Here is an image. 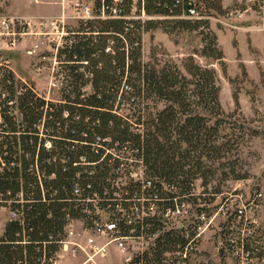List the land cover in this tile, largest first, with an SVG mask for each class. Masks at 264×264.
I'll return each mask as SVG.
<instances>
[{"label": "trees", "instance_id": "trees-1", "mask_svg": "<svg viewBox=\"0 0 264 264\" xmlns=\"http://www.w3.org/2000/svg\"><path fill=\"white\" fill-rule=\"evenodd\" d=\"M112 3L96 0L95 11L104 5L112 14ZM132 5L133 0H122L118 17L68 26L57 53L63 73L58 100L46 102L26 89L16 99L21 127L3 104L0 201L10 202L19 217L9 218L0 234V264H52L67 217L83 214L73 189L78 185L83 196L95 192L105 203L112 195L110 171L120 164L122 153L142 158L151 181L150 188L130 184V197L145 195L163 210L186 198L196 202L201 195L192 193L194 180L201 178L206 186L213 175L210 169L201 170L205 160H219L230 150L235 138L224 131L229 123L215 68L200 65L191 54L183 63L187 76L171 57L158 59L153 51L151 60L142 58L143 32L160 27L168 33L198 30L200 54L221 60L209 18L184 14L195 7L206 15L213 14L210 10L223 15L228 8L222 0H138L132 15ZM141 10L145 17L139 16ZM6 77L12 81V72ZM5 85L12 95V82ZM234 100L238 106L236 95ZM208 194L212 197L203 202L213 200ZM203 209L198 206V213ZM138 222L145 234L159 231L155 245L136 258L140 264L163 263L166 252L185 243L181 230H160L162 215Z\"/></svg>", "mask_w": 264, "mask_h": 264}, {"label": "rangeland", "instance_id": "rangeland-1", "mask_svg": "<svg viewBox=\"0 0 264 264\" xmlns=\"http://www.w3.org/2000/svg\"><path fill=\"white\" fill-rule=\"evenodd\" d=\"M5 2L7 3V0ZM11 3L12 12L38 10L37 4L30 0H11ZM222 5L228 8V12L240 7L241 2L222 0ZM1 9L11 13L8 6ZM137 9L138 0H134L131 14L135 15ZM210 11L213 14L209 18V29L216 34L217 45L223 52L221 60L200 54L203 40L198 30L182 29L168 33L160 27L143 32L142 58L144 61L151 60L153 51L158 59L171 57L188 76L183 63L186 57L193 54L197 63L216 70L220 87L219 100L227 114L224 118L229 123L224 131L235 139L225 156L216 161L205 160L206 164L201 170L210 169L209 173L213 172V175L206 186L201 184V178L194 180L195 191L201 196L196 202L192 201L194 209L191 212L194 213L196 207L200 206L209 214L208 226L200 237L197 262L204 264L203 260H207L211 264H232V258L220 249L225 232V210L232 211L235 206L254 199L256 206L253 207L252 213L257 217L258 231L264 237V29L254 28L258 23L254 18L256 14L247 13L242 19L231 15L228 21L233 23L232 27L216 20L227 12L219 15L214 10ZM41 17L46 20L52 19L53 16ZM28 18L36 19L37 16ZM68 24L71 28H76L78 21L70 19ZM45 29L49 32L40 35L41 37L34 34L24 35L11 52V59L20 72L26 74L25 68L28 67L33 73H37L34 82L38 90L57 99L60 96L61 83L58 82V86L54 79L50 81L49 75L52 65L50 54L53 44L57 41V34L49 25ZM35 43H38V46H35ZM30 50L32 52L29 53ZM42 56H45L42 60L44 68L36 71L34 65ZM57 77H60V74ZM234 95L238 98V106L235 104ZM205 188L207 194L202 195ZM210 192L214 198L204 204L202 198L207 197ZM256 193H260V196H255ZM5 214L8 215L7 212ZM1 216H4L2 212ZM164 220L166 229L178 228L182 223H186L181 214L175 218L165 217ZM84 258L82 254L70 257L62 251L58 256L60 264L70 259L78 263ZM121 259L122 253L114 245L110 246L106 256L97 255L94 258L96 264H120Z\"/></svg>", "mask_w": 264, "mask_h": 264}, {"label": "built area", "instance_id": "built-area-1", "mask_svg": "<svg viewBox=\"0 0 264 264\" xmlns=\"http://www.w3.org/2000/svg\"><path fill=\"white\" fill-rule=\"evenodd\" d=\"M95 2L96 0H61V10L58 15L46 20L42 17L33 19L12 15L3 12L0 8V131L4 122L1 110L4 103L7 104L9 114L15 120L16 125L21 127L22 114L17 107L16 99L26 89L32 90L46 102L58 100L51 98L47 92L39 91L34 83L14 72L11 52L19 44L22 37L26 34L41 37L40 35L49 32L45 29L48 25L55 30L57 41L53 44L50 54L52 65L49 75L50 81L54 79V82L59 86L58 82L62 84L63 75L57 53L68 35V21L70 19L78 21L94 17H118L121 15L120 3L122 0H113L110 6L112 14L106 12L104 5H101L99 11L96 12ZM240 2V7L228 11L223 17L216 18V20L233 27V23L228 21L231 15H236L239 19H242L243 15L253 13L256 14L254 18L258 22L254 28L257 30L264 29V0H240ZM184 15L193 18L212 17L201 13L195 7H190L188 13ZM139 16H146L143 10H141ZM35 46H38V43H35ZM43 59H45V56H42L35 63L36 71L44 68ZM55 65H57L56 69ZM8 72H12V81L7 80L6 74ZM59 74L60 77H57ZM6 81L8 84L12 82V95H10L5 85ZM45 145L51 147L49 139H46ZM113 154L117 155L115 152ZM119 156L120 164L110 171L113 174L111 180L112 195L107 197L105 203L95 192L92 195L83 196L78 185L73 189L77 197V205L83 214L79 217H67L63 226L64 234L60 249L52 264H59L58 256L61 251L70 257L84 255V260L78 264H96L94 258L97 255L106 256L111 245H114L122 253L120 264H140L136 261V258L155 245V239L159 231L145 234L138 228V221L143 220V217L148 215H162V228L160 230L163 231L167 230L165 217L175 218L180 214L186 223H182L181 227L168 229L181 230L184 234L185 243L177 250L166 252L164 262L160 264H202L201 261L197 262L196 256L200 237L208 226L207 213L204 211L198 213L197 207L192 213L194 205L192 200L187 198L180 203L176 202L173 208L159 210V205L155 199L145 195L130 197L128 188L130 184L139 182L143 188H150L151 181L146 180V166L142 158L134 156L130 152L127 154L122 153ZM80 159L84 161L85 157L81 156ZM161 184L164 189H167L165 183L162 182ZM192 193L198 194L195 191V186ZM204 194L207 193H202V195ZM255 196H260V193H256ZM122 199L126 202V205H123ZM111 200H115L116 204L112 205L109 202ZM204 204L207 203L204 202ZM247 206L249 210H247ZM254 206H256V203L253 199L235 206L232 211H224L226 224L220 249L232 258V264H264V237L258 231V219L252 213ZM0 210H6L9 218L19 217V214L10 208V202L4 204L0 201ZM124 226L128 228L126 232ZM203 262L204 264H211L207 260H203Z\"/></svg>", "mask_w": 264, "mask_h": 264}, {"label": "crops", "instance_id": "crops-1", "mask_svg": "<svg viewBox=\"0 0 264 264\" xmlns=\"http://www.w3.org/2000/svg\"><path fill=\"white\" fill-rule=\"evenodd\" d=\"M30 1L37 4L36 6H37L38 10L36 12H33L32 10L29 12H27V11H25V12H21V11L12 12L10 10L12 8L11 0H7V3L5 2V0H0V8H2V7L4 8V7L8 6L9 12H11L9 14L16 15V16H22V17L56 16V15H58V13L61 10V3H60L61 0H36V1L30 0ZM11 55H12V53H11ZM11 62H12V59H11ZM12 68L17 75H19L21 77H25L26 79L30 80L32 83H34L36 85V83L34 82V79L36 78L37 73L36 74L33 73L27 67V68H25L26 74H24L23 72H20L19 70L16 69L14 62H12ZM36 88H37V85H36ZM0 212H2V215H4V216L0 217V234H1L6 221L9 219V216L7 214H5L7 212L6 210H0ZM58 262H59V260H58ZM78 263H75L74 261H72V259L64 262V264H78ZM59 264H60V262H59Z\"/></svg>", "mask_w": 264, "mask_h": 264}]
</instances>
